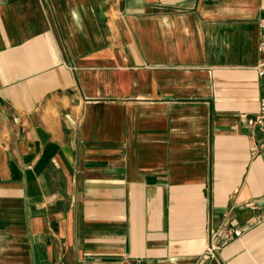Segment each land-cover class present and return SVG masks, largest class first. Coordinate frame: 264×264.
Wrapping results in <instances>:
<instances>
[{
	"label": "crops",
	"instance_id": "0c3cea01",
	"mask_svg": "<svg viewBox=\"0 0 264 264\" xmlns=\"http://www.w3.org/2000/svg\"><path fill=\"white\" fill-rule=\"evenodd\" d=\"M263 21L264 0H0V264H264Z\"/></svg>",
	"mask_w": 264,
	"mask_h": 264
},
{
	"label": "built area",
	"instance_id": "2783aa9c",
	"mask_svg": "<svg viewBox=\"0 0 264 264\" xmlns=\"http://www.w3.org/2000/svg\"><path fill=\"white\" fill-rule=\"evenodd\" d=\"M259 60L256 66L257 74L260 78H264V21L260 24V38L258 44ZM247 128L251 132L252 136H255L258 132H262L264 135V94L260 97L258 102L257 112L247 119ZM264 150V144L255 145L254 153L260 154ZM234 234L239 237L242 233L235 231ZM210 251H214L212 247Z\"/></svg>",
	"mask_w": 264,
	"mask_h": 264
}]
</instances>
